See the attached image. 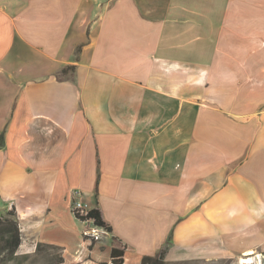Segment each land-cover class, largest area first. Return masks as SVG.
I'll list each match as a JSON object with an SVG mask.
<instances>
[{
	"label": "crops",
	"instance_id": "1",
	"mask_svg": "<svg viewBox=\"0 0 264 264\" xmlns=\"http://www.w3.org/2000/svg\"><path fill=\"white\" fill-rule=\"evenodd\" d=\"M2 133L19 249L140 264L171 235L166 262L264 254V0H0ZM73 189L102 242L72 239Z\"/></svg>",
	"mask_w": 264,
	"mask_h": 264
},
{
	"label": "trees",
	"instance_id": "2",
	"mask_svg": "<svg viewBox=\"0 0 264 264\" xmlns=\"http://www.w3.org/2000/svg\"><path fill=\"white\" fill-rule=\"evenodd\" d=\"M67 70H74V66H68L61 71L64 75ZM3 146V133L0 135V147ZM99 182V174L95 183V192L94 197L96 200L97 197V186ZM79 221L84 220H93V223L96 227L103 228L107 233L111 232L110 226H108L101 218L100 212L97 208H92L86 218H79L77 215H74ZM171 241V235L168 236L167 243L157 254L154 256H143L140 260V264H166L165 254L168 249L169 243ZM21 245V234L19 230L18 220L15 212L9 210L6 213L5 218L0 217V253L5 254L10 259H15L17 250ZM46 250H53L59 252L48 264H62L64 258L61 254V249L59 247L47 244L36 245L34 254H40ZM125 255V247L121 248H112L110 251V262L111 264H124L123 257Z\"/></svg>",
	"mask_w": 264,
	"mask_h": 264
},
{
	"label": "rangeland",
	"instance_id": "3",
	"mask_svg": "<svg viewBox=\"0 0 264 264\" xmlns=\"http://www.w3.org/2000/svg\"><path fill=\"white\" fill-rule=\"evenodd\" d=\"M76 54H78V50H77ZM70 72H73V71L67 70L64 75L63 74L61 75V77H66L69 79L71 77ZM181 84H186V81L179 78L178 79L179 88H181ZM197 85H199V84H197V82L194 83V90L195 91H197L200 87V86L197 87ZM199 93L200 92H196L195 94L199 95ZM194 99L197 100L198 102L201 101L200 96H194ZM71 206H72V203H71ZM5 207H7V203L4 202L3 199L0 197V214L3 212V208H5ZM5 216L6 215H3V216L1 215V217H4V218H5ZM77 224H76L77 225V230H76L77 232L75 233V235L71 234L72 239L75 238V240H77L78 236H80V235H78V231L80 233H83L85 231V229L89 227L88 224L85 222L77 221ZM65 226L67 227V225H65ZM104 236H106V235H103V237L100 238L97 242H91V243L89 241H87V242L90 244V246H92L98 242H102V240H104ZM105 238L108 240L107 237H105ZM83 240L86 241V239L84 237H83ZM35 249H36V246L33 249L28 250V251H25V249L20 248L17 250V252L15 254L17 256L15 259H10L5 254L0 253V264H48L55 257V255L59 253V252H56L53 250H46L40 254L35 255L34 254ZM256 253H259V252H256ZM61 254H62V251H61ZM254 254H255V252H254ZM243 255L240 257H236V258H223V259L220 258V259H210V260H188V261H183V262H167L166 264H241L240 260H242L244 258ZM62 256H63V254H62ZM74 264H81V262L80 263H74ZM109 264H111V262Z\"/></svg>",
	"mask_w": 264,
	"mask_h": 264
},
{
	"label": "built area",
	"instance_id": "4",
	"mask_svg": "<svg viewBox=\"0 0 264 264\" xmlns=\"http://www.w3.org/2000/svg\"><path fill=\"white\" fill-rule=\"evenodd\" d=\"M82 191L79 189H73L71 191V212L73 215H77L79 218H86L87 214L85 210V202L82 198ZM88 224V228L82 233L86 241L97 242L107 232L103 228L96 227L93 220H84ZM241 264H264V254L255 253L253 255L246 256L244 262Z\"/></svg>",
	"mask_w": 264,
	"mask_h": 264
},
{
	"label": "bare ground",
	"instance_id": "5",
	"mask_svg": "<svg viewBox=\"0 0 264 264\" xmlns=\"http://www.w3.org/2000/svg\"><path fill=\"white\" fill-rule=\"evenodd\" d=\"M85 210H86V213H88V212L90 211L89 208H87L86 205H85ZM253 254H254V252H250V251H248L246 254L243 255L244 258H243L242 260H240V263L244 262L246 256L253 255Z\"/></svg>",
	"mask_w": 264,
	"mask_h": 264
}]
</instances>
